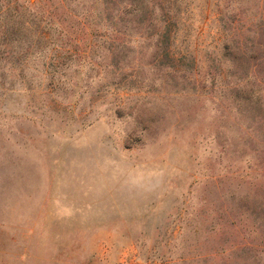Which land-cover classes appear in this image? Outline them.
Returning <instances> with one entry per match:
<instances>
[{"label": "rangeland", "instance_id": "rangeland-1", "mask_svg": "<svg viewBox=\"0 0 264 264\" xmlns=\"http://www.w3.org/2000/svg\"><path fill=\"white\" fill-rule=\"evenodd\" d=\"M10 1L0 264H264V0Z\"/></svg>", "mask_w": 264, "mask_h": 264}, {"label": "trees", "instance_id": "trees-1", "mask_svg": "<svg viewBox=\"0 0 264 264\" xmlns=\"http://www.w3.org/2000/svg\"><path fill=\"white\" fill-rule=\"evenodd\" d=\"M28 3H33L32 0H26ZM121 1V5L120 7L117 8L116 4V0H102V2L104 3V10L106 11V20L104 24H108V22L113 21V19L119 20L121 22H123V26H125V28H121V27H116L115 23H113V27L112 30L116 33H121L123 35H126L127 31H128V27H126L127 25V19L126 16L128 14H132L133 12H141L140 11V6L142 5V2L140 0H119ZM61 3V2H60ZM63 4V2H62ZM63 6V7H62ZM57 6L56 4H53L51 6L52 9H56L58 11H60L61 8L65 9V6ZM14 7L15 11H13L11 8ZM27 8H29L28 6H26L25 2H21V0H12L10 2H6V11L9 10V12H16V13H25L27 10ZM52 9L48 10L49 14H52L53 11ZM22 17V16H21ZM31 24L34 21H30ZM141 22V21H140ZM28 21L26 22H19L17 23L16 27H7L6 31H5V37H4V41L8 42L7 40H9V34H7L8 32H12L10 33L12 36V41H18L21 39V35H18L17 32L20 31L17 29L21 28V29H28L27 27ZM29 25V24H28ZM47 26V25H46ZM107 25V29L109 28ZM47 27H43L39 33L40 36L43 38H47L48 32L50 31V29H45ZM13 29V31H12ZM23 35L25 36V34L23 33ZM20 38V39H19Z\"/></svg>", "mask_w": 264, "mask_h": 264}]
</instances>
